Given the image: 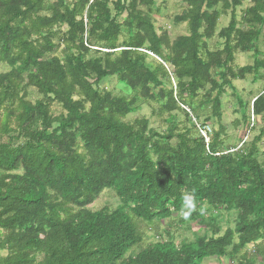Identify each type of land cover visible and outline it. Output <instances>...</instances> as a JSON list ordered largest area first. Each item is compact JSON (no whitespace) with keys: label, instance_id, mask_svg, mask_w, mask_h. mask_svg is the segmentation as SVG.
Returning <instances> with one entry per match:
<instances>
[{"label":"trees","instance_id":"trees-1","mask_svg":"<svg viewBox=\"0 0 264 264\" xmlns=\"http://www.w3.org/2000/svg\"><path fill=\"white\" fill-rule=\"evenodd\" d=\"M184 1L187 10L175 21L185 23L189 35L171 42L167 34L157 35L140 10L155 0H117L114 8L127 14L133 36L116 47L121 25L109 7L114 0H0V63L11 68L0 74V252L7 253L0 264H202L213 257L233 259L264 241V162L254 152L235 156L220 150L221 124L208 144L200 135L157 134L144 119L129 124L125 119L135 101L96 88L117 76L161 101L164 115L191 106L210 85L218 96L207 94L203 104L212 100L220 122L223 87L264 70L258 59L253 66H232L236 52L258 53L260 31L238 28L233 13L218 34L223 50L208 51L205 40L214 37L220 19L216 8L235 9L242 0ZM242 21L263 26L264 0H252ZM62 25L67 31L60 58L54 54ZM91 52L98 57L88 60ZM149 54L157 60L151 65ZM218 68L219 85L212 77ZM172 78L176 89L151 93V85L160 88ZM30 87L43 98L30 101ZM54 104L63 111L58 116ZM251 109L264 117V91ZM263 137L264 130L256 141ZM107 189L122 205L113 212L86 210ZM186 192L196 203L238 211L235 231L180 247L158 243L124 259L140 243L132 217L169 219L181 213ZM241 260L250 264L246 255Z\"/></svg>","mask_w":264,"mask_h":264},{"label":"rangeland","instance_id":"rangeland-1","mask_svg":"<svg viewBox=\"0 0 264 264\" xmlns=\"http://www.w3.org/2000/svg\"><path fill=\"white\" fill-rule=\"evenodd\" d=\"M72 2L74 0H66ZM93 1V0H92ZM114 0L109 5L112 15L121 25V34L116 44V47H122L124 42H128L132 38V34L127 26V14L121 13L114 8ZM125 5L127 0H124ZM252 6V0H242V5L237 8L224 10L222 5H219L216 10L220 13V19L217 23L216 33L213 38L205 40L207 50L217 52L223 50L225 40L219 37L222 29L229 26L232 14L236 15L238 20L237 27L242 30H257L260 31L259 39L255 47L258 53L254 50L241 53L236 52L233 68L238 69L245 66H253L255 60H264V25H248L242 21L245 11ZM140 10L153 23L158 36L167 34L171 42L182 36H188L189 31L185 23H176L175 19L187 10V4L184 0H155L152 7H140ZM58 38L55 40L59 44L55 56L64 57L65 33L67 27L63 26L56 29ZM98 47H103L100 44L93 43ZM121 48L116 51H120ZM102 51L105 52V49ZM165 54H169V50H164ZM101 55H99L100 57ZM202 56L204 52L202 51ZM98 57L97 54L91 52L87 55V59L91 60ZM156 58L153 55H148L147 65H151ZM157 61V60H156ZM167 68L172 70L170 66ZM11 68L7 64L0 63V74L9 72ZM221 68L212 71V77L221 84ZM177 80L172 78L169 83L163 87L155 88L151 85L152 94H157L161 88L167 90L176 89ZM100 92H109L114 98H125L134 100L135 105L133 112L127 116L125 121L129 124H134L136 120H147L148 129L160 134L166 135L170 130L176 134L188 133L189 136H201L200 130H210V136L218 131L220 124L225 128L221 139L223 144L220 147L222 151H228L232 155H244L249 152L255 153V158L259 162H264V137L258 140L261 131L264 130V117L256 116L252 111L253 100L264 90V70L259 69L255 74L247 76L244 81H232L231 85L223 87L220 94L221 100V121L219 122L213 115L212 100L218 96V88L211 89L207 86L205 90L200 91L199 97L191 103V106H182L183 111H175L171 114L160 115L159 108L162 102L144 97L141 89H131L121 82L117 76H110L101 81L97 86ZM28 99L33 103L41 100L43 97L38 94L33 87L28 88ZM211 93L212 100L209 103L203 104V99L207 94ZM52 112L58 116L63 111L60 106L52 105ZM23 142H16L15 145ZM176 141L173 142L175 144ZM1 176V172H0ZM122 205L120 199L116 196L113 189L105 190L95 201L94 204L87 207L86 210L92 212L107 211L113 212ZM239 212L236 210L228 211L225 208L212 207L206 203H197V209L191 216L185 220L181 213L174 212L169 219H155L149 223L144 220L132 217L138 234L140 243L130 249L124 259L135 257L138 253L149 246L156 245L162 242H173L177 247L183 244L195 242L199 238L216 239L222 237L226 231H235L238 222ZM234 243H238V235L234 237ZM229 251L231 248L228 249ZM5 251L0 252V256H5ZM246 255L250 264H264V241L260 240L254 244H250L233 259L229 257H213L206 259L202 264H245L242 256Z\"/></svg>","mask_w":264,"mask_h":264},{"label":"clouds","instance_id":"clouds-1","mask_svg":"<svg viewBox=\"0 0 264 264\" xmlns=\"http://www.w3.org/2000/svg\"><path fill=\"white\" fill-rule=\"evenodd\" d=\"M197 203L194 198V195L191 192H186L183 195V202H182V211L181 215L182 218L187 220L191 214L196 211Z\"/></svg>","mask_w":264,"mask_h":264},{"label":"built area","instance_id":"built-area-1","mask_svg":"<svg viewBox=\"0 0 264 264\" xmlns=\"http://www.w3.org/2000/svg\"><path fill=\"white\" fill-rule=\"evenodd\" d=\"M200 132H201V136L203 137L205 143L208 144L210 142V130L203 129V130H200Z\"/></svg>","mask_w":264,"mask_h":264},{"label":"crops","instance_id":"crops-1","mask_svg":"<svg viewBox=\"0 0 264 264\" xmlns=\"http://www.w3.org/2000/svg\"><path fill=\"white\" fill-rule=\"evenodd\" d=\"M263 91H264V90H263ZM263 91H262V92H263Z\"/></svg>","mask_w":264,"mask_h":264}]
</instances>
